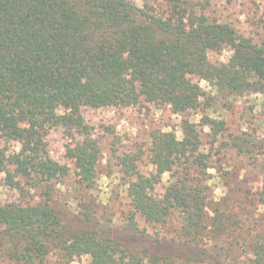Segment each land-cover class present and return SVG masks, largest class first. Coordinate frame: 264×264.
<instances>
[{"label":"trees","instance_id":"obj_1","mask_svg":"<svg viewBox=\"0 0 264 264\" xmlns=\"http://www.w3.org/2000/svg\"><path fill=\"white\" fill-rule=\"evenodd\" d=\"M166 1L173 5L167 16L133 0H0V173L9 185L22 191L15 179L22 176L33 188L45 187L50 199L56 183L70 174L47 149L50 132L63 128L86 135L66 152L75 161V191L95 189L101 149L89 135L84 107H129L144 99L184 114L205 95L192 77L219 96L264 95V44L198 13L189 0ZM229 43V61L211 62L209 52ZM202 122L211 131L208 151L197 126L184 120L181 140L173 132L152 131L148 159L155 172L138 170L141 151L121 157L120 178L132 208L123 228L101 230L94 214L85 211L81 225L71 229L50 200L0 204L10 259L35 264L57 250L66 264L81 256H90L92 264H264V226L240 243L244 256L233 262L192 243L206 231L236 239L240 221L221 208H211L212 223L206 220L208 170L234 148L237 155L255 158L256 146L247 138L220 141L224 120L206 114ZM12 143L20 149L11 151ZM260 156L249 163L259 171L260 188L249 193L264 206V152ZM166 173L164 194L154 195ZM174 212H180L189 242L154 240L139 228L138 215L165 225ZM139 246L141 252L134 248Z\"/></svg>","mask_w":264,"mask_h":264},{"label":"rangeland","instance_id":"obj_2","mask_svg":"<svg viewBox=\"0 0 264 264\" xmlns=\"http://www.w3.org/2000/svg\"><path fill=\"white\" fill-rule=\"evenodd\" d=\"M142 9H148L158 15L171 14L172 4L166 0H133ZM194 4L198 13L220 22L230 24L235 30L245 36L253 38L254 42L264 44V0H189ZM233 43L224 45L219 50L209 52V59L213 63H227L233 54ZM198 83L204 94L195 108L187 113L177 114L171 107L157 106L144 99L136 106L106 107L82 109V117L90 128L89 135L96 139L101 156L98 163L97 185L93 190L75 191V161L67 158V147L78 141H83L85 133L76 131L66 132L63 128L53 129L47 138V149L50 156L70 167V174L60 183H56L47 199L45 187L33 188L27 184L26 178L16 176V181L22 186L20 191L6 181L5 173H0V204L20 203L37 204L50 200L51 204L59 211L63 224L69 228L80 226L79 219L83 212L92 213L96 217L101 230L111 231L123 228L127 224L128 215L132 211L126 187L120 178V159L126 154L144 153L137 168L142 173L149 175L156 168L148 159V148L151 143V133L154 130L173 132L181 140L183 138L184 120H189L201 132L202 148H211L210 129L202 122L207 114L213 118L226 122V131L219 140L231 143L238 138H247L256 145L254 157L237 155V149L227 151V158L221 163L212 161L208 170V184L210 187L207 200V222L212 223L214 213L211 208H221V211L231 215L232 219L240 221L236 239L215 237V231H206L201 239L192 243L220 258L224 263L233 262L236 258H243L244 249L240 243L260 232L264 226V206L255 200L258 196H251V192L259 191L261 178L259 171L253 169L256 160L263 158L264 152V95L247 93L236 97H223L213 94L209 84L197 77H192ZM237 138V139H236ZM3 140L0 137V144ZM11 151H18L20 145L12 143ZM230 150V149H229ZM259 164H256L258 166ZM216 166V167H215ZM170 174L163 176L162 182L153 190L154 195H163ZM139 228L146 232L151 239L184 244L189 242L183 235V219L180 212H174L165 225H153L137 216ZM231 221L227 220L226 224ZM0 227V264H26L10 259L7 238H2ZM149 246V245H146ZM142 251L143 247H134ZM230 248V249H229ZM35 264H66L62 255L52 251L44 262L36 260ZM70 264H92L90 256L76 257ZM196 264H208L196 263Z\"/></svg>","mask_w":264,"mask_h":264}]
</instances>
